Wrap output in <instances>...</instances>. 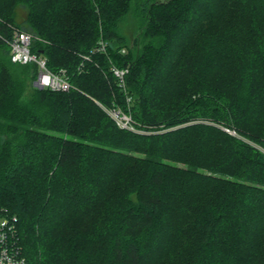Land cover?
<instances>
[{"label": "trees", "instance_id": "trees-1", "mask_svg": "<svg viewBox=\"0 0 264 264\" xmlns=\"http://www.w3.org/2000/svg\"><path fill=\"white\" fill-rule=\"evenodd\" d=\"M7 214L33 264H264V0H0Z\"/></svg>", "mask_w": 264, "mask_h": 264}, {"label": "built area", "instance_id": "built-area-1", "mask_svg": "<svg viewBox=\"0 0 264 264\" xmlns=\"http://www.w3.org/2000/svg\"><path fill=\"white\" fill-rule=\"evenodd\" d=\"M11 58L16 63H34L38 67V75L34 84L40 88L51 89L54 91H69L73 88L69 74L66 69L53 71L48 67V59L32 50L33 37L30 33L22 30H15L12 38L9 39ZM97 50L106 51V43L101 41ZM87 58H89L87 56ZM113 73L119 78L125 87V76L128 68L117 66L112 67ZM108 113L124 128L140 131L133 125L132 117L124 113L119 108H106ZM235 134L234 131H231ZM16 217L6 215L0 225V264H33L24 255L18 245L15 228Z\"/></svg>", "mask_w": 264, "mask_h": 264}, {"label": "rangeland", "instance_id": "rangeland-1", "mask_svg": "<svg viewBox=\"0 0 264 264\" xmlns=\"http://www.w3.org/2000/svg\"><path fill=\"white\" fill-rule=\"evenodd\" d=\"M138 130H140V129H138ZM141 131V130H140Z\"/></svg>", "mask_w": 264, "mask_h": 264}]
</instances>
